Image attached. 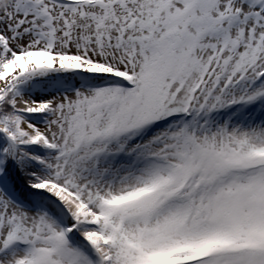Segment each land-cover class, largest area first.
Here are the masks:
<instances>
[{"label":"snow or ice","instance_id":"1","mask_svg":"<svg viewBox=\"0 0 264 264\" xmlns=\"http://www.w3.org/2000/svg\"><path fill=\"white\" fill-rule=\"evenodd\" d=\"M0 264H264V0H0Z\"/></svg>","mask_w":264,"mask_h":264}]
</instances>
